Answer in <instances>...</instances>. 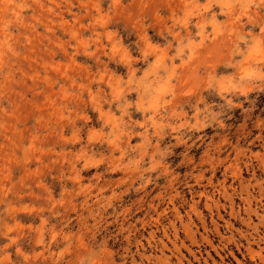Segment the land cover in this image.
Returning a JSON list of instances; mask_svg holds the SVG:
<instances>
[{"label": "rangeland", "instance_id": "1", "mask_svg": "<svg viewBox=\"0 0 264 264\" xmlns=\"http://www.w3.org/2000/svg\"><path fill=\"white\" fill-rule=\"evenodd\" d=\"M263 252L264 0H0V264Z\"/></svg>", "mask_w": 264, "mask_h": 264}, {"label": "bare ground", "instance_id": "2", "mask_svg": "<svg viewBox=\"0 0 264 264\" xmlns=\"http://www.w3.org/2000/svg\"><path fill=\"white\" fill-rule=\"evenodd\" d=\"M247 220H248V219H247ZM249 220H250V219H249ZM246 242H247V241H246ZM252 243H253V242H252ZM262 250H263V249H262ZM263 253H264V252H263ZM263 255H264V254H263ZM261 256H262V255H261ZM261 256H260V257H261ZM261 258H263V257H261ZM261 258H260V260H261Z\"/></svg>", "mask_w": 264, "mask_h": 264}]
</instances>
